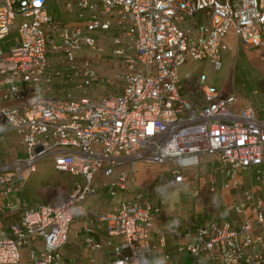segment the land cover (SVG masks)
<instances>
[{
    "label": "built area",
    "instance_id": "2783aa9c",
    "mask_svg": "<svg viewBox=\"0 0 264 264\" xmlns=\"http://www.w3.org/2000/svg\"><path fill=\"white\" fill-rule=\"evenodd\" d=\"M58 5L76 12L77 22L58 20L47 0H0V41L19 36L10 50H0V141L15 131L25 149L23 158L0 160V264H21L24 248L31 264H77L64 254L72 236L85 232L93 254L102 249L95 238L102 226L121 242L113 260L101 264H144L155 250L152 234L166 245V233L154 226L162 207L119 201L100 215L86 201L101 178L124 166L135 174L139 162L168 165L162 189L153 187L158 193L178 189L204 162L219 164L235 187L243 171L264 183V119L253 106H241L231 87H219L197 71L198 65L222 71L235 40L259 49L264 61V0H59ZM58 52L67 56L74 91L48 97L45 87L62 77L50 71L48 55ZM93 56L112 60L114 80L105 83L121 85L117 95L101 102L92 96L102 82ZM190 62L193 71L183 76ZM77 89L84 96L76 98ZM47 159L85 184L30 208L26 184ZM128 177L122 174L111 184L113 195L126 188ZM190 183L196 185L195 178ZM209 184L216 192V182ZM233 211L236 221L199 226L190 243L161 260L187 264V254L189 264H264V201L247 192ZM180 221L172 220L171 233H180Z\"/></svg>",
    "mask_w": 264,
    "mask_h": 264
},
{
    "label": "crops",
    "instance_id": "0c3cea01",
    "mask_svg": "<svg viewBox=\"0 0 264 264\" xmlns=\"http://www.w3.org/2000/svg\"><path fill=\"white\" fill-rule=\"evenodd\" d=\"M62 19L57 18L65 23L73 24L77 22V13H66L59 9ZM54 15V14H53ZM11 35L0 41V50L6 52L16 45L17 40L10 39ZM10 39V42L7 41ZM19 39V38H18ZM8 42V43H7ZM242 45L235 40L234 48L226 55L224 67L227 68V63L234 55L235 51H238ZM92 58L95 66L100 74L102 83H105L107 79H113L115 72L112 68L113 62L110 58H103L94 56ZM60 64L51 65L50 71H61L62 77L55 79L50 85L45 87V95L48 97H62L63 93H72L74 91V82L70 79V73L65 76V71L59 68ZM229 72V71H228ZM231 84H232V80ZM117 82V81H116ZM226 84V82H224ZM222 83V85H224ZM109 85V84H108ZM71 87V91L67 89ZM231 88L233 89L232 85ZM234 90V89H233ZM120 91V90H119ZM254 98L246 101L241 100L239 97V103L241 106L251 105L258 112L259 116L264 119V92L260 93L257 90L254 91ZM8 106L16 105L15 103H8ZM5 141H0V160L6 163H11L17 158H23L25 149L22 144V140L18 136H14L8 132L5 135ZM18 138L21 140L20 145L17 146ZM13 152L11 153L10 151ZM264 168V166H263ZM264 171V170H263ZM132 170L130 166H124L118 170L113 177L101 178L96 187L95 195L91 196L86 201V206L94 214L106 215L113 211L119 201H125L129 203H138L145 206L152 204L154 206H161L162 213L159 214L155 221L154 226L157 230H162L166 233V245L160 243L159 237L156 234L150 236L151 241L155 246V250L147 255L144 259V264H171L170 262H163L161 259L165 255H171L177 253L180 246L190 243L192 237L195 236L196 230L199 226L206 224L211 220H217L220 223L225 221H236L239 217L233 211V207L241 200V198L247 193L252 192L255 197L264 201V183H258L254 177V173L250 177L249 182H245L242 178H236V181L241 187H245L250 184L244 194H235L233 191L238 189L235 187L231 178L227 176L219 164H212L204 162L199 169L189 172L187 180L176 191L180 197L176 200H168L172 193V190L158 193L153 190V187H159L162 189L163 183H158L160 177L156 173L146 175L143 171L137 170L135 174H131ZM68 176V179L61 182L62 187H57L53 194V202L58 201L63 196L68 194L76 184H85L84 178L80 176H74L71 174L63 173ZM122 174H127L129 177L126 181V188H116L114 190L115 195L112 194L111 184L119 181ZM36 175V174H35ZM35 175H33L24 190V200L28 203L30 208H34L39 203H53L48 201L45 189L38 187ZM198 176V178H197ZM195 178L196 185H191L190 179ZM214 180L217 184L216 192L211 191V184ZM165 181V179H164ZM219 182V183H218ZM230 184L229 189L223 188L225 185ZM171 192V193H170ZM250 192V193H251ZM56 196V197H55ZM55 197V198H54ZM7 200L5 197L2 200ZM178 217L181 221L180 233H171L172 220ZM177 235V236H175ZM71 241L64 250L65 259L68 262L77 264H101L104 262H111L114 258L115 245L121 242L120 237L109 236L105 226H102L98 234L95 236L96 240L101 243L102 249L90 253L85 246V232L79 235L78 239L72 236ZM184 259L187 264L190 263V255H184Z\"/></svg>",
    "mask_w": 264,
    "mask_h": 264
},
{
    "label": "rangeland",
    "instance_id": "374dc122",
    "mask_svg": "<svg viewBox=\"0 0 264 264\" xmlns=\"http://www.w3.org/2000/svg\"><path fill=\"white\" fill-rule=\"evenodd\" d=\"M59 0H47V8L50 13L54 14L55 17L62 19L63 15H61L59 11ZM61 2H66L68 0H60ZM188 23L180 24L179 27L184 28ZM108 38L110 39L113 36L112 33H107ZM19 36L17 33L11 34V40L15 39L18 40ZM10 39L7 41L10 42ZM8 43V42H7ZM108 47H111L110 43H107ZM82 54H79V58H81ZM49 61L51 65L53 64H60L58 67L65 71L64 78L67 77V74L70 73L68 70L71 71L70 65L67 60V56L63 52L58 53H50L48 55ZM96 58V57H92ZM117 63V62H114ZM99 64H95L98 67ZM101 66V65H99ZM195 66L194 62H190L182 71V75L188 74L193 71ZM227 68H223L222 71L216 72L209 66H197V71L200 69L204 70L210 78L214 81L217 86H221L224 83L223 88L228 89L233 87L234 92L241 100L253 99L254 98V91L257 90L260 93L264 92V61L262 59V54L259 49L249 47V46H241L238 51L234 52V55L230 58L229 62L227 63ZM229 71V72H228ZM232 80V84L231 81ZM114 83V81H113ZM75 86V85H74ZM121 85L113 84L108 85L106 83H98L95 85L96 92L92 95L94 99L101 102L103 98L117 95L119 88ZM69 86L67 89L70 91L72 90ZM68 93H63L62 97H67ZM76 98H81L84 96L83 90L75 91ZM10 134L17 136L15 131H10ZM20 139L18 138L17 146L20 145ZM11 153L13 152L10 151ZM137 170L143 171L146 175L156 173L160 177V181L158 183H164V179L166 180L169 174V167L168 165H145L142 162L137 164ZM264 170V168H262ZM253 174L252 171H243L238 175V178L244 179L245 182H249L251 179V175ZM36 180L33 181L38 184V187L45 189V194L47 195L48 201L53 202V194L56 191L57 187H62L61 182L68 179L66 174L61 173L55 169V164L53 163L52 159H47L40 164L39 172L35 175ZM99 182V181H98ZM219 183V182H218ZM246 189L250 188V184L247 183ZM249 186V188H247ZM217 187V185H216ZM245 187H238V189L234 190L235 194H244L246 191ZM251 192V191H250ZM171 193V192H170ZM252 193V192H251ZM170 198L168 200H176L179 199L180 195L176 191V189L172 190V193L169 194ZM56 197V196H55ZM54 197V198H55ZM264 198V195H263ZM3 237L0 235V240ZM22 262L21 264H31L29 255L27 254V250L24 248L21 251Z\"/></svg>",
    "mask_w": 264,
    "mask_h": 264
},
{
    "label": "trees",
    "instance_id": "16d2710c",
    "mask_svg": "<svg viewBox=\"0 0 264 264\" xmlns=\"http://www.w3.org/2000/svg\"><path fill=\"white\" fill-rule=\"evenodd\" d=\"M223 87V85H221Z\"/></svg>",
    "mask_w": 264,
    "mask_h": 264
}]
</instances>
